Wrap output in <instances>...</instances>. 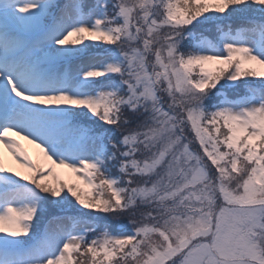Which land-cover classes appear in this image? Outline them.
Here are the masks:
<instances>
[{"label":"snow or ice","instance_id":"6c2138e0","mask_svg":"<svg viewBox=\"0 0 264 264\" xmlns=\"http://www.w3.org/2000/svg\"><path fill=\"white\" fill-rule=\"evenodd\" d=\"M0 264H264V0H0Z\"/></svg>","mask_w":264,"mask_h":264},{"label":"rangeland","instance_id":"374dc122","mask_svg":"<svg viewBox=\"0 0 264 264\" xmlns=\"http://www.w3.org/2000/svg\"><path fill=\"white\" fill-rule=\"evenodd\" d=\"M25 144H26V146L29 148V150H30L31 152H35V151H36V150L34 149L33 146H31V145H27V142H25Z\"/></svg>","mask_w":264,"mask_h":264}]
</instances>
